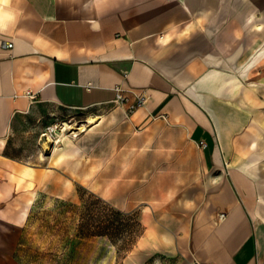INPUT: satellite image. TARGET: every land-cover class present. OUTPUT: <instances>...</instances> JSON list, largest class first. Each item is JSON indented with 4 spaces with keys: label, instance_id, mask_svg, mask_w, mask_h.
I'll return each mask as SVG.
<instances>
[{
    "label": "crops",
    "instance_id": "0c3cea01",
    "mask_svg": "<svg viewBox=\"0 0 264 264\" xmlns=\"http://www.w3.org/2000/svg\"><path fill=\"white\" fill-rule=\"evenodd\" d=\"M1 40L0 264H16L43 187L69 190L38 119L117 105V88L147 92L135 123L205 143L196 206L163 218L139 264H264V0H0Z\"/></svg>",
    "mask_w": 264,
    "mask_h": 264
},
{
    "label": "rangeland",
    "instance_id": "374dc122",
    "mask_svg": "<svg viewBox=\"0 0 264 264\" xmlns=\"http://www.w3.org/2000/svg\"><path fill=\"white\" fill-rule=\"evenodd\" d=\"M61 109L46 110L37 132L44 154L54 155L59 177L69 179V190L60 187L52 195L43 187L14 252L16 264L149 260L163 218L189 216L204 190L199 145L178 124L163 119L137 124L114 104ZM66 164L72 167L68 175L61 171Z\"/></svg>",
    "mask_w": 264,
    "mask_h": 264
},
{
    "label": "built area",
    "instance_id": "2783aa9c",
    "mask_svg": "<svg viewBox=\"0 0 264 264\" xmlns=\"http://www.w3.org/2000/svg\"><path fill=\"white\" fill-rule=\"evenodd\" d=\"M11 46H12L11 41L10 42H6L5 40L0 41L1 48H8ZM116 91H117V96L115 98V103L119 106L124 107L126 112L133 111L135 108L142 106L148 97V94L145 90H141L140 92L134 93V97L132 99L124 95L121 92V89L117 88ZM198 145L205 146V143L203 141H200L198 142ZM221 216H223V214H221Z\"/></svg>",
    "mask_w": 264,
    "mask_h": 264
},
{
    "label": "bare ground",
    "instance_id": "6f19581e",
    "mask_svg": "<svg viewBox=\"0 0 264 264\" xmlns=\"http://www.w3.org/2000/svg\"><path fill=\"white\" fill-rule=\"evenodd\" d=\"M92 121H93V117L90 116V117L87 119V122H92ZM62 124L71 127L70 125H68L67 122H62ZM83 129H84V125H81V126L79 127V130H83Z\"/></svg>",
    "mask_w": 264,
    "mask_h": 264
}]
</instances>
